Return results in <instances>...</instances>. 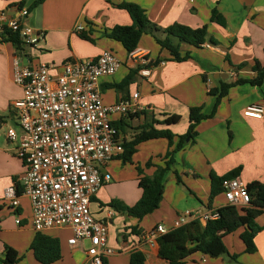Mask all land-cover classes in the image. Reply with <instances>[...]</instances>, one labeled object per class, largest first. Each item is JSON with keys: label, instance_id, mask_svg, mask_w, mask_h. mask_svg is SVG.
<instances>
[{"label": "crops", "instance_id": "obj_1", "mask_svg": "<svg viewBox=\"0 0 264 264\" xmlns=\"http://www.w3.org/2000/svg\"><path fill=\"white\" fill-rule=\"evenodd\" d=\"M37 1L0 0V24L18 17L19 4L24 2L26 22L44 33L37 46L23 45L19 51L12 42L0 38V264L7 247L19 253L18 264H41L31 250L38 232L32 227L29 199L20 196L19 206L12 207L4 196L8 187L21 188L26 170L24 160L16 155L18 144L7 138L11 127L20 132L12 106L23 97V89L14 82V61L18 58L21 64L31 67L44 63L57 74L68 61L95 60L106 50L114 53L122 65L114 75L100 79L103 103L113 105L138 93L142 106L133 116H111L123 141L133 140L139 128L154 122L156 128L169 129L175 137L171 146L166 139L140 143L131 163L116 157L100 168L103 174H110L111 180L92 198L90 208L94 218L108 227V247L113 253L105 254L104 260L107 264H131V255L140 252L144 264H169L159 257L158 244L146 240L147 234L160 225L167 232L179 227L176 222L187 211L200 216L228 205L224 193L209 201L212 175L222 177L240 169L238 178L246 184H264V117L244 115L247 107L264 105V82L261 86H232L219 100L215 116L202 121L195 139H187L183 149L177 150L180 137L189 128L190 110L203 107L204 114L212 113L217 99L208 95L211 89L242 78L251 80L257 75L254 66L264 68V0H39L29 11ZM122 3L139 6L150 22L162 29L174 24L192 29L207 26L206 43L200 48L181 43L182 56L189 54V58L180 62L153 36L143 35L137 49L145 51L150 62L149 74L144 76L121 43L107 36L114 27L133 23L129 13L119 8ZM81 33L93 42L82 39ZM173 115L181 117L179 123L161 124ZM169 150L175 151L174 164L166 175L158 210L138 220L110 206L112 201L128 207L136 204L142 196L140 177H151L157 167H164ZM197 217L186 218L183 224ZM261 217L258 225L264 226V215ZM18 219L20 224L16 223ZM242 232L240 229L224 239L230 256H238L236 260L194 254L184 264H264V230L255 237L254 254L246 253ZM41 234L59 240L62 258L52 264H89L83 246L69 245L71 230L53 229Z\"/></svg>", "mask_w": 264, "mask_h": 264}, {"label": "built area", "instance_id": "obj_2", "mask_svg": "<svg viewBox=\"0 0 264 264\" xmlns=\"http://www.w3.org/2000/svg\"><path fill=\"white\" fill-rule=\"evenodd\" d=\"M27 16L28 11L21 9L18 17L2 25L17 32L23 45L35 47L44 33L30 27ZM128 57L141 67L142 75L149 74L145 51L136 48ZM121 65L117 56L107 50L95 60L68 61L57 74L44 63L31 67L21 64L18 58L14 61V82L23 89V97L12 106L20 132L11 127L7 138L18 144L16 155L24 160L26 170L21 188H6L5 199L12 207L19 206L20 196L29 199L32 227L38 233L71 230L69 245L83 246L89 264H104V255L113 253L108 247L107 225L96 220L90 208L92 198L111 180L110 174H103L100 168L124 151L122 136L110 118L142 110L138 93L113 105L103 103L100 79L114 75ZM244 115L262 119L264 105H251ZM222 188L228 205H250L247 184L240 178L224 179ZM196 216L205 225L216 220L219 213L211 209L199 216L187 211L176 226ZM16 223L20 224V220ZM166 233L163 225L157 226L146 240L154 245Z\"/></svg>", "mask_w": 264, "mask_h": 264}, {"label": "trees", "instance_id": "obj_3", "mask_svg": "<svg viewBox=\"0 0 264 264\" xmlns=\"http://www.w3.org/2000/svg\"><path fill=\"white\" fill-rule=\"evenodd\" d=\"M39 3L40 1L38 0L31 5L28 10L30 11ZM24 5V2H21L19 8L22 9ZM119 8L129 13L133 23L131 26H116L107 36L121 43L128 54L138 47L142 36L145 34L153 36L163 49L170 52L174 60L180 62L189 58V54L182 56L180 52L181 43H187L197 48L203 47L206 43V36L208 34L207 26L192 29L181 24H174L171 27L162 29L150 22L144 11L135 4L122 3L119 5ZM1 25L2 24H0V26ZM1 28L0 38L12 42L17 51L21 50L23 42L20 35L17 32L9 30L5 25H2ZM160 34H163L164 38H162ZM80 36L82 39L93 42V39L86 33H81ZM174 39H176L177 43H174ZM239 68L242 67L239 66ZM253 70L257 75L251 80L242 78L230 84L223 83L220 87L211 89L208 92V95L215 96L217 99L211 114H204L203 107H196L190 110L189 128L187 133L180 137L177 150L183 149L187 143V139L190 141L195 139L198 135L197 127L202 121L212 119L215 116L219 100L227 96L232 86L241 84L261 86L263 84L264 68L256 65L253 67ZM129 80L130 79H126L125 82ZM129 116L133 115L130 114ZM180 119V116L173 115L164 120L161 124H177L180 122ZM112 125L121 134L119 126L113 123ZM174 137L175 135L171 130L156 128L155 122L147 124L139 128V133L133 140L129 142L123 141L124 151L118 158L121 159L123 163H131L132 157L136 152V147L140 143L155 139H166L171 146ZM174 152L173 150L167 152L166 157L168 159L166 165L164 167H157L153 176L140 177L139 187L142 190V196L136 204L128 207L120 202L112 201L110 206L126 212L128 216L138 220H142L158 210L163 199L166 175L171 171V167L174 164ZM138 171L142 173L140 168ZM239 173L240 169H237L222 177L212 175L209 201L212 202L214 197L223 193L222 181L224 179L238 177ZM178 181L181 183L179 177ZM247 189L251 197L249 206L235 207L226 205L218 209L219 217L216 220L209 221L204 225L201 221L196 219L174 228L166 234L160 235L157 239L159 257L169 264H184L186 260L194 254H202L210 258H219L224 255L230 256L224 239L240 229L243 230L240 238L245 245L246 253H256L255 237L259 232L264 230V226H259L256 223V220L264 215V184L253 182L247 184ZM31 250L36 260L41 264H52L62 258L59 240L41 233H38L34 238L31 244ZM230 257L236 260L238 256L231 255ZM20 260L21 257L17 251L10 247L6 248L3 264H18ZM144 262L145 257L142 253L135 252L131 255V264H144ZM104 264H107L105 260Z\"/></svg>", "mask_w": 264, "mask_h": 264}, {"label": "rangeland", "instance_id": "obj_4", "mask_svg": "<svg viewBox=\"0 0 264 264\" xmlns=\"http://www.w3.org/2000/svg\"><path fill=\"white\" fill-rule=\"evenodd\" d=\"M263 217V216H262ZM261 217V218H262ZM260 219V218H259ZM256 223L258 224V220L256 221ZM88 246V243L86 242V247ZM224 256H228V255H224Z\"/></svg>", "mask_w": 264, "mask_h": 264}]
</instances>
